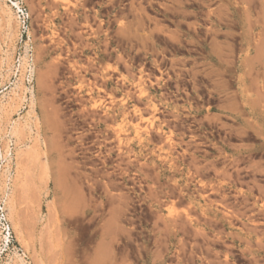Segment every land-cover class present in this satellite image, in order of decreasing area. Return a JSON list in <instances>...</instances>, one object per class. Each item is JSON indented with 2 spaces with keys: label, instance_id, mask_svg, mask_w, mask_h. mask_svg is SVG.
Instances as JSON below:
<instances>
[{
  "label": "rangeland",
  "instance_id": "1",
  "mask_svg": "<svg viewBox=\"0 0 264 264\" xmlns=\"http://www.w3.org/2000/svg\"><path fill=\"white\" fill-rule=\"evenodd\" d=\"M0 192V264H264V0H0Z\"/></svg>",
  "mask_w": 264,
  "mask_h": 264
},
{
  "label": "built area",
  "instance_id": "2",
  "mask_svg": "<svg viewBox=\"0 0 264 264\" xmlns=\"http://www.w3.org/2000/svg\"><path fill=\"white\" fill-rule=\"evenodd\" d=\"M18 16L21 22V26L25 29L28 26L29 13L27 9L21 5L17 6ZM0 228L6 233V238L12 236L11 227L7 218L5 198L0 192Z\"/></svg>",
  "mask_w": 264,
  "mask_h": 264
},
{
  "label": "bare ground",
  "instance_id": "3",
  "mask_svg": "<svg viewBox=\"0 0 264 264\" xmlns=\"http://www.w3.org/2000/svg\"><path fill=\"white\" fill-rule=\"evenodd\" d=\"M18 3V2H17ZM12 4H14V3H12ZM15 5H17V4H15ZM9 8H10V6H9ZM13 12H11V14H12ZM10 14V13H9ZM12 15H14V13L12 14ZM9 17H11V15L9 16ZM33 71V70H32ZM19 86V85H18ZM4 106V105H3ZM154 123V122H153ZM152 123V124H153ZM10 126H11V133L12 134H17V132L19 131V123L17 122V121H14V122H12L11 124H10ZM135 126V125H134ZM138 126V125H137ZM136 126V128H137V130H138V127ZM140 126V125H139ZM139 131V130H138ZM137 132V131H136ZM140 132V131H139ZM137 136H139L138 134H137ZM140 137V136H139ZM7 177H8V175H7ZM3 180V179H2ZM3 182V181H2ZM3 187H4V189H5V192H6V195L9 197V195H10V189H11V187H10V185H9V183H7V181L5 182V183H3ZM213 190H215V189H213ZM194 199V198H193ZM200 204V203H199ZM201 206V205H200ZM203 207V206H202ZM20 256V255H19ZM17 258L19 259L20 257H18L17 256ZM24 260V259H23ZM21 261H22V258H21ZM23 264V263H22Z\"/></svg>",
  "mask_w": 264,
  "mask_h": 264
}]
</instances>
